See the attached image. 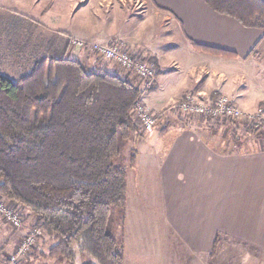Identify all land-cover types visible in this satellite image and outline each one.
<instances>
[{
  "label": "crops",
  "instance_id": "1",
  "mask_svg": "<svg viewBox=\"0 0 264 264\" xmlns=\"http://www.w3.org/2000/svg\"><path fill=\"white\" fill-rule=\"evenodd\" d=\"M134 1L0 0V10L19 26L29 21L50 30L51 44L58 43V36L124 40L138 57L151 56L156 81L143 99L153 111L170 110L187 93L210 102L225 94L243 110L264 115L262 30L216 13L204 0H137L139 6L133 7ZM193 42L237 56L198 52ZM177 116L164 115L157 122L167 117L158 134L166 140L156 156L134 161L127 169L123 264L126 255H131L129 264H225L231 257L219 253L222 242L256 249V260L264 264V141H229L223 135L229 130L232 134V124L219 127L206 117ZM141 146L145 151L148 145ZM145 208L152 230L143 243L136 232ZM23 213L26 219L19 229L0 217V260L32 228V216ZM46 239L43 235L39 240L38 253L50 245ZM31 258L27 256V264ZM242 261L246 264L252 256Z\"/></svg>",
  "mask_w": 264,
  "mask_h": 264
},
{
  "label": "trees",
  "instance_id": "2",
  "mask_svg": "<svg viewBox=\"0 0 264 264\" xmlns=\"http://www.w3.org/2000/svg\"><path fill=\"white\" fill-rule=\"evenodd\" d=\"M204 2L264 32V0ZM68 40L43 46L16 80L0 72V196L18 203L22 221L24 211L33 218L32 228L50 240L41 257L123 264V248L106 228L111 208L126 203L127 169L133 162L123 166L115 159L119 140L142 134L132 117L141 93L128 78L68 56ZM192 47L208 55L237 56L214 46L193 42Z\"/></svg>",
  "mask_w": 264,
  "mask_h": 264
},
{
  "label": "rangeland",
  "instance_id": "3",
  "mask_svg": "<svg viewBox=\"0 0 264 264\" xmlns=\"http://www.w3.org/2000/svg\"><path fill=\"white\" fill-rule=\"evenodd\" d=\"M136 1L137 0L134 1L133 7H135V4H138L137 6H139V3ZM139 1L142 3V0H139ZM64 13L66 14V12ZM10 21L11 20H9L4 14V11L0 10V72L3 73L8 78L12 80H16L18 77L26 74L28 69L32 66L33 60L44 52L42 50L43 46L46 47V45L49 44V39L47 36L49 33H53V32H51L50 30L43 29L42 27L33 25L32 23H35V22L26 21L27 24L22 22L20 23L21 26H19V23L15 24V22H10ZM20 31H21V34H20ZM67 39L69 40L71 39L70 41L75 40L76 42H81V43L83 42L84 45L88 46L85 48L79 47L80 49L76 48L77 46H73L72 48H76V49H74V52L72 53L70 51V54H67L68 56L70 57L73 56V57H76L77 59H80L81 61L86 63L88 66H90V68L101 66L103 69H106L110 72L117 73L122 77L128 78L129 80L131 78L133 80L135 79L133 78L132 74H129L125 72L124 70H121L120 67L116 66L113 63L108 62L105 58L97 56L98 54L95 55L89 49L90 46L95 43H101L103 45H108L111 43L113 44L118 43V45H120L123 50H127V49L131 50V47H129L128 44L124 40H117V41L115 40L111 43L110 42L104 43V42L97 41V40L84 39L83 37H79V36H72L70 38L68 37L65 38L64 36H58L56 38V41H58L59 44H63V42L66 41ZM24 42H26V45H24ZM154 42H155L156 47L161 48V44L158 42L157 39H155ZM35 45H39V47ZM162 47L164 48V46ZM17 49H20V50L23 49L25 51L19 54V51ZM218 57H221V56H218ZM142 58H146L150 61L151 56L147 55V56H143ZM191 95L198 103H202L203 105L204 104L209 105L211 103L210 101L201 100V98L197 94H191ZM142 101L148 107L150 106L148 100H145L142 98ZM177 103L178 102L172 104L171 107H169L170 110L172 111H170L169 109H167V111L164 110L166 111L165 115H168V114H174L175 116L178 115L177 118L179 117V119L180 117H183V119H186L187 117H192L187 114H182L179 111V109H176V108L172 109V107H174ZM236 105L240 107L237 103ZM244 110L250 112L249 114H251L252 116H255L256 115L255 112H257V110H251V109L250 110L244 109ZM159 112H161V110L160 111L155 110L154 114H157ZM259 112L261 113V111ZM261 116L264 117L263 114ZM193 117L200 118V116H193ZM203 117H206L208 118L209 121H212L214 126L221 127L220 125H222V123L224 122V121H221V118L210 119L209 116H203ZM166 118L167 117H165L162 120V122H160L159 124L155 126L154 134L148 135L152 131L145 132L143 133V135L133 132L127 140H119L120 154L115 159V163L119 165H123V166H128L134 161H138L141 159L148 160V159L154 158L156 156V153L160 151V146L162 145L161 142H164L166 140L165 137H162V135H158L160 133V129L162 128V126H164L165 123L167 122ZM230 124H231L230 122H224V125H230ZM235 126H238V129H237L238 136L236 137L233 136L231 134V131L229 130L223 135L226 138V140L234 142L236 139L241 138V140H243L244 142L248 141L252 143V145H256L259 142L264 141V134H259L258 131L254 130L255 128H253L251 125H248V123L244 121V118H242V120L240 119V120H237L236 122H233L231 128H234ZM146 144L148 146L145 147V151H141L142 149L141 145H146ZM3 199H5L6 201L8 200L6 198H3ZM9 203L10 202H8L7 205L11 206L12 204L11 203L9 204ZM11 207H14V206H11ZM122 209L123 208H118V207L111 208V212H110V215L107 221V228H106L107 231L117 240V242L120 245L123 243L124 236L122 237V235L125 230V226L123 225V212L124 211ZM15 210L16 212H18L17 209ZM140 220L141 222L139 224L140 226L138 225L139 229H137L136 236H138V238H140L142 242L145 243L148 237L147 233L152 230L148 225L149 224L148 208L144 209L143 213L141 214ZM3 222L8 227L13 228L11 225L6 223L5 221ZM46 241L50 242L49 239H46ZM46 245L48 246V244ZM219 248H220L219 253L221 255L228 254L231 257L229 260H227L225 264H240L243 262L242 260L244 258L248 259L250 255L252 256V261H247L245 262L246 264H263V261L258 262L256 260L255 254L259 252L252 247L249 248L248 246H241L238 244L236 245L229 244V242L228 243L222 242ZM46 249L47 248L44 247L43 252H46ZM244 253L246 256H244ZM30 255H32V258L30 259V264H69L63 258H55V259H49L45 257L43 258L40 256L36 248L30 252ZM30 255H28V257H30ZM126 257H127L126 264H129V262H131L130 261L131 255H126ZM139 263L143 264L141 262Z\"/></svg>",
  "mask_w": 264,
  "mask_h": 264
},
{
  "label": "built area",
  "instance_id": "4",
  "mask_svg": "<svg viewBox=\"0 0 264 264\" xmlns=\"http://www.w3.org/2000/svg\"><path fill=\"white\" fill-rule=\"evenodd\" d=\"M71 47L76 48L88 47L83 42L71 41ZM95 55L105 58L108 62L120 67L121 70L132 74L134 80L130 81L140 91L141 96L135 102L132 109V117L143 134L153 130L154 125L160 117L165 113L164 110L154 114V111L142 101L143 94L150 90L156 81L155 67L152 62L146 58H139L131 49L123 50L118 43L103 45L95 43L89 48ZM205 105V104H204ZM198 103L190 93H187L174 108L179 109L182 114L190 116H209L211 118H229L233 120H242L251 125L259 134H264V117L257 111L255 116L250 112L242 110L236 105V102L227 95H218L213 102L204 106ZM0 196V217L3 221L11 225L15 229L21 228L23 225L22 218L18 215L14 207L7 205V201ZM43 234L39 229H29L20 239L15 249L0 260V264H27L26 259L30 252L37 246Z\"/></svg>",
  "mask_w": 264,
  "mask_h": 264
},
{
  "label": "bare ground",
  "instance_id": "5",
  "mask_svg": "<svg viewBox=\"0 0 264 264\" xmlns=\"http://www.w3.org/2000/svg\"><path fill=\"white\" fill-rule=\"evenodd\" d=\"M155 76H156V70H155ZM172 109H175L174 107H172Z\"/></svg>",
  "mask_w": 264,
  "mask_h": 264
}]
</instances>
